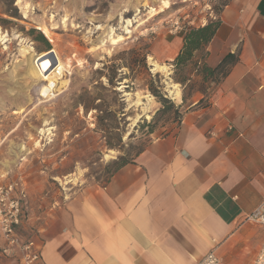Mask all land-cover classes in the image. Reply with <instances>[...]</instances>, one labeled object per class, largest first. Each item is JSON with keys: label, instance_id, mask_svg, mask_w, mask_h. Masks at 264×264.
I'll list each match as a JSON object with an SVG mask.
<instances>
[{"label": "crops", "instance_id": "1", "mask_svg": "<svg viewBox=\"0 0 264 264\" xmlns=\"http://www.w3.org/2000/svg\"><path fill=\"white\" fill-rule=\"evenodd\" d=\"M219 19L213 77L192 68L202 90L184 103L176 83L186 106L173 129L53 210L41 264H195L211 249L219 264H252L264 240L245 220L264 200V0H230ZM181 39L155 61L171 66Z\"/></svg>", "mask_w": 264, "mask_h": 264}, {"label": "rangeland", "instance_id": "2", "mask_svg": "<svg viewBox=\"0 0 264 264\" xmlns=\"http://www.w3.org/2000/svg\"><path fill=\"white\" fill-rule=\"evenodd\" d=\"M229 1L0 0V32L7 35L0 40V185L15 184L16 191H23L16 228L23 241L42 243V229L55 208L83 190L103 186L119 155L132 160L173 129L178 121L174 109L158 111L162 104L147 84L152 80L174 105L181 87L172 79V61L165 64L166 74L152 71L149 58L155 61L187 29L219 18ZM127 20L129 37L102 46L110 29L125 34ZM30 29L40 31L50 48ZM51 51L68 74L56 79L29 75L30 65L42 58L35 54ZM187 68L176 76L190 74ZM168 83L178 89L177 97L169 94ZM200 88L193 81L185 85L183 102H191ZM49 91L53 95L44 97ZM148 94L153 101L144 111L134 101L139 96L146 102ZM185 106H178V112ZM42 128L50 129L41 133ZM4 248L0 237V264H18L16 253Z\"/></svg>", "mask_w": 264, "mask_h": 264}, {"label": "built area", "instance_id": "3", "mask_svg": "<svg viewBox=\"0 0 264 264\" xmlns=\"http://www.w3.org/2000/svg\"><path fill=\"white\" fill-rule=\"evenodd\" d=\"M50 73L56 78H61L68 74V70L56 62ZM50 95H53V92L49 91L44 97ZM23 196L22 190L16 191L15 184L0 185V237L6 245L4 251H14L18 264H41L43 244L32 239L23 241L16 230L20 223V201ZM245 220L264 227V200L245 217ZM219 262L220 258L215 249H211L195 264H219ZM252 264H264V240Z\"/></svg>", "mask_w": 264, "mask_h": 264}, {"label": "trees", "instance_id": "4", "mask_svg": "<svg viewBox=\"0 0 264 264\" xmlns=\"http://www.w3.org/2000/svg\"><path fill=\"white\" fill-rule=\"evenodd\" d=\"M13 1L9 3L10 7H12ZM225 6V5H224ZM15 9V7H12ZM12 17H15L17 15L9 14ZM221 20L219 18L215 20H209L204 25L198 26V27H191L187 29L181 39V48L177 55L172 60V65L174 68L175 75L172 77L174 83H179L181 85H187L192 82L191 78L189 77V74L184 73L182 76H176V72L182 73L185 72V69L190 66L189 72L192 71V68L195 69L197 74L201 76L203 80H205L207 77H213V73L218 70V68L211 69L208 67L204 61L206 56V46L207 44L212 40V38L215 35V32L217 28L220 25ZM31 34H35V38L38 41H41L45 44L46 49L50 48V44L48 43L47 39L43 36V34L40 31H37L35 29H30ZM199 53V58L201 59L199 62L195 60V54ZM141 62L145 66V57L142 55ZM225 60H223L221 63H224ZM220 67V66H219ZM188 70V68H187ZM178 75V73H177ZM156 76H158L156 74ZM108 82L113 84L112 77L108 78ZM152 80L149 81L147 84V88L150 91V93L156 97L157 101L162 104V107L158 111L165 112L168 109H174V114H176V117L179 118L181 116V113L178 112V107L174 105L173 102H171L169 99L164 97L162 93L152 86ZM198 91H201L202 89H197ZM84 111L87 110V106H83ZM118 145H109L111 148H117ZM131 162V160L126 159L124 155H119L115 160L112 161L113 168L109 174V178L122 166L125 164ZM107 179V181L109 180ZM106 181V182H107Z\"/></svg>", "mask_w": 264, "mask_h": 264}, {"label": "bare ground", "instance_id": "5", "mask_svg": "<svg viewBox=\"0 0 264 264\" xmlns=\"http://www.w3.org/2000/svg\"><path fill=\"white\" fill-rule=\"evenodd\" d=\"M164 8H168V2L167 1H164ZM164 8H161L159 10H155L154 14H157L159 13L160 11H163ZM153 14V15H154ZM131 21L130 20H127V26H126V32L125 34H115L113 29H110V31H108V33L106 34V40L102 39L100 42L102 44V46L104 45V43L108 40L110 42V44L112 45H116L117 43L125 40L126 38H128L129 36H125L126 34L130 33L131 30H127V28L130 26V23ZM142 23H144V20L142 21H139L138 25H141ZM132 26V25H131ZM43 32L45 33H48L49 30L48 28H44ZM7 35H3L2 32H0V40H4L6 38ZM99 47V45H98ZM98 47H95V49H97ZM36 57H42L40 59V61L34 65H30V67L28 68L27 70V73L33 77H40L41 75H46L48 76L49 78L51 79H56V77L52 76L50 71L53 67V65L57 62V64L59 66H63V64L61 63V61L57 58V56L54 54L53 51H51L50 53H48L46 56H42L41 53H36L35 54ZM55 56V57H54ZM150 60V64L152 66V71H155V72H164L166 74H168V69H167V66L165 64H159L157 63L156 61H153L149 58ZM63 82V81H62ZM61 84V83H60ZM167 87H168V92L170 95H172L173 98L177 97L178 94H179V91L178 89L175 87V85H170L169 83L167 84ZM129 95V94H128ZM145 98H147V101L146 102H142L141 101V98L138 96L136 98V100L134 101V104L136 105H140V104H143V110L147 111L150 107V104L151 102L153 101L151 95H145L143 96ZM142 110V111H143ZM146 117H149L148 115ZM50 128H42L41 129V133H46V131H49Z\"/></svg>", "mask_w": 264, "mask_h": 264}]
</instances>
